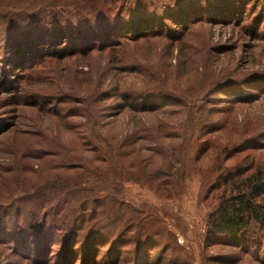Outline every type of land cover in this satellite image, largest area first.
<instances>
[{
  "label": "rangeland",
  "instance_id": "1",
  "mask_svg": "<svg viewBox=\"0 0 264 264\" xmlns=\"http://www.w3.org/2000/svg\"><path fill=\"white\" fill-rule=\"evenodd\" d=\"M15 1L24 2L22 6L30 8L24 10L27 13L12 18L0 17V39L3 38V43L0 42V150L6 143L2 133L11 125L19 127V123H24L20 116L27 117V127L36 116L44 119L37 118L41 130L47 133L52 122L48 120L52 118L45 120V114L50 108L63 113L76 109L71 97L66 100L68 104L62 101L65 95L77 90L88 91L100 82V95L108 93L104 103L111 108L108 116L116 112L112 108L115 104L142 106L140 100H121L115 87H109L119 81L126 90H137V94L149 101L160 98L148 107L154 105L162 108L163 114L166 112V116L159 113L158 116H136L126 111L121 121L126 120L132 126L131 119L136 117L141 120L138 125L153 128L162 118L165 126L180 131L195 128L205 132L201 135L203 150L209 147L210 150L204 156L191 154L190 173L184 188L181 187L183 195L178 198H159L148 187L132 182L124 185V199L135 204L137 210L155 217L148 221L150 224L154 221L148 234L139 235L134 233L136 230L128 229L122 234L127 242L120 241L116 249H111L110 244L97 248L100 255L96 259L85 255V243L80 241L76 249L84 250L73 259L69 258L71 253L62 254L59 246L45 256L43 251L47 246H42L38 255L37 249L0 243V264H66L73 260L76 264H264V237L254 234L250 243H227L229 237L209 232L207 221L208 215L222 202V189L215 187L223 181L219 179L223 171H231L234 176L239 174L236 173L239 169H251L247 174L261 173L260 182H264V0ZM130 32L147 33L148 38L127 48V57L134 61L127 66L128 73L113 72L117 64H111L114 55L109 48L102 52L94 49L88 54L62 55L64 48L68 52L86 48L89 37L94 35L98 40L95 46L108 41L110 45L121 44L122 48L115 46L113 50L122 51L126 41L120 37L132 36ZM77 35L84 37L80 46H75L79 42L74 41ZM7 36L14 38L8 46ZM19 36L23 40H17ZM41 40L45 45L32 60L44 55L46 61L32 72L34 61L28 56L22 60L20 54L27 52L23 47H31ZM20 45L24 50L14 51ZM51 52L59 54L52 59L47 56ZM158 72L165 75L162 83L138 76ZM26 74L33 76L27 78ZM77 98L81 100L82 95ZM178 98L184 101L180 103ZM207 110L210 115L205 114ZM206 126L219 130L210 134L209 130L213 129L202 131ZM12 127L11 132L16 128ZM63 135L66 137V133L62 132ZM207 138L211 141L205 144ZM196 157L200 159L195 161ZM22 163L0 154V167L10 164L19 168L0 175V239L13 242L30 237L29 230L3 233L4 226L13 230L22 221L30 222L24 221L23 213L19 212L27 203L4 199L7 188L11 190L18 184L12 183L17 175L28 183L27 188L33 185V170L37 167L30 162L26 170ZM215 166L226 169L213 170ZM221 177L228 179L230 186L233 184L231 176ZM212 186H215L213 191ZM16 217L22 220L18 219L17 226Z\"/></svg>",
  "mask_w": 264,
  "mask_h": 264
},
{
  "label": "trees",
  "instance_id": "2",
  "mask_svg": "<svg viewBox=\"0 0 264 264\" xmlns=\"http://www.w3.org/2000/svg\"><path fill=\"white\" fill-rule=\"evenodd\" d=\"M22 3L24 2L0 0V17L12 18L17 14L27 13L24 10L30 7H24ZM28 17L32 16L28 15ZM188 28L189 26L186 29ZM130 34L132 36L120 37L121 40L126 41L122 51L121 49L118 52L113 50L115 46L121 47V44L112 45L113 43L110 42V45L108 41L105 42L106 45L104 43L98 47L95 46L94 43L98 40L94 35L89 37L86 48L68 52V49L63 47L62 55L80 52L88 54L94 49L102 52L105 48H109L111 49L109 52L114 55L111 64H117L114 68L111 66L113 72L128 73L130 71L127 66L134 61L131 57H127V48L132 44L144 42L148 38L147 33L137 35L130 32ZM109 37L112 38L113 35ZM2 39L0 42L3 43ZM13 39V36L5 38L7 46ZM16 39L23 40V36ZM78 40L75 46H80L84 37L77 35L74 41ZM44 45L41 40L27 48L20 45L14 51L27 49V52L20 54L21 59H25V56L31 58V61H34L31 65L34 69L32 72H35V68L46 61L44 55L35 59L36 61L32 60ZM6 50L8 54L12 53L9 52V47ZM58 54V52L55 54L51 52L47 56H52L50 58L53 59ZM36 63L38 64L34 65ZM158 74L159 72L144 76L139 73L138 76L152 78L153 82L162 83L165 75L158 76ZM104 75L105 73L102 77ZM25 76L31 78L33 75ZM21 79L23 82L26 80L24 75ZM100 87L101 82L100 85L88 91L68 92L69 95L66 94L62 101L71 97L76 109L72 108L63 113L58 109L50 108L49 113L45 114V120L52 118L48 120L52 122L48 124L47 133L40 128L38 119H44L39 116H36L38 119L35 118L30 122L29 127L25 123L27 117L20 116V120L24 123H19V127L15 125L13 132L10 131L13 126L11 125L2 133L5 138L3 143H6L2 145L0 154L19 162L24 161L22 164L26 170H29L26 166H31L30 162H34L37 169L33 170L35 173L32 177V186L27 188L28 183L17 175L12 183L18 184L11 190L7 188V196L4 197L6 202L16 199L23 204L27 203L19 212L23 213L24 221L30 220V222L27 224L20 217H16L17 219H14L16 226L20 225L18 219L22 221V225L13 230L4 226L3 233L29 230L30 237L17 242L2 238L0 243L15 244L18 248L37 249V253L42 246H47L43 251L45 256L53 253V249L59 246L62 254L71 253L69 258L73 259L79 251L84 250L76 249L77 241H80L85 243V255L94 256L96 259L100 255L97 248L110 244L111 249H116L121 245L120 241L127 242L122 238V234L128 229L136 230L134 233L138 232L139 235H144L143 232L146 234L151 232V224L154 221L151 224L148 221L153 215L144 214L145 211L137 210L135 204L124 199L123 187L126 183L132 182L148 187L159 198L166 200L183 195L184 184L190 173L188 162L191 160V154L204 156L210 150V147L203 150L201 135L205 132L195 128L180 131V129L167 127L162 118L157 120L155 127L147 128L138 125L141 120L133 117L131 119L133 125L130 126L126 120L121 121L126 111L136 116H158V113L166 116V112L162 113V108L154 105L148 107L151 102L159 101L160 98L156 97L149 101L137 94V90H126L120 81L110 84L109 87H115L116 94L121 100H140L143 105L127 106L124 102L115 104L112 108L115 107L116 112L108 116L107 111L111 108L104 105L108 93L104 92V96L100 95ZM78 95H82L79 101H77ZM173 99L178 101L175 97ZM178 99L180 103L184 101ZM39 101H42L41 97ZM66 102L68 104V101ZM202 103L205 104L204 100ZM205 114L210 115V111L207 110ZM209 128L206 126L202 131H207ZM210 129H213L209 130L210 134H215L219 130L214 131V126ZM62 132L66 133V137L61 136ZM195 140L197 141L194 143ZM210 141L207 138L205 144ZM200 157H196L195 161H198ZM11 162L16 163L15 160ZM18 169L7 164V167H0V175ZM215 169L222 171L221 169L226 168L215 166L213 170ZM26 170L24 173L27 172ZM250 170L239 169L236 172L239 174L234 176L231 175V171L225 170L221 175L231 176L232 178L229 179L230 181L233 179V184L230 186L227 183L228 179L224 180L220 175L219 179L223 181L218 183L221 184L218 187L212 186L210 189L211 191L214 187L217 190L222 189L221 197L223 198L217 209L207 217L208 229L214 235L229 237L227 243L238 241L250 243L251 235L254 234L264 237V182H260L263 176L258 172L247 174ZM181 187H183L182 192ZM152 220H155V217ZM4 235L7 234L4 233ZM80 238L83 241L79 240ZM228 245L231 246V244ZM66 264H76V261L66 262Z\"/></svg>",
  "mask_w": 264,
  "mask_h": 264
}]
</instances>
